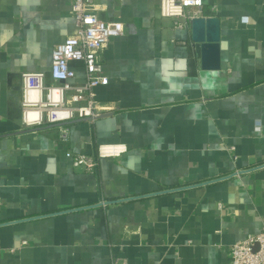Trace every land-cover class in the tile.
<instances>
[{
    "label": "crops",
    "instance_id": "crops-1",
    "mask_svg": "<svg viewBox=\"0 0 264 264\" xmlns=\"http://www.w3.org/2000/svg\"><path fill=\"white\" fill-rule=\"evenodd\" d=\"M98 3L126 28L105 51L102 116L26 127L21 75L52 84L76 21L69 0H0V264H230L264 226V0H204L221 19L219 70L160 0ZM101 144L127 151L73 167L68 151Z\"/></svg>",
    "mask_w": 264,
    "mask_h": 264
},
{
    "label": "built area",
    "instance_id": "built-area-1",
    "mask_svg": "<svg viewBox=\"0 0 264 264\" xmlns=\"http://www.w3.org/2000/svg\"><path fill=\"white\" fill-rule=\"evenodd\" d=\"M69 1L76 30L53 47L50 69L53 83L46 84L45 72L26 71L21 75L22 123L26 127L63 124L77 118L93 122L103 114L96 89L110 82L104 71V55L109 40L125 34V24L102 17L98 0ZM203 6L204 0H160L159 3L161 15L173 19L177 28L189 27L195 18L204 16ZM75 61L84 67V81L77 80L72 64ZM61 137L64 141L69 139L66 127L61 128ZM126 151L123 144H101L95 154L68 151L67 156L77 171L95 172L102 159L117 158ZM230 252V264H264V226L258 233L235 242ZM113 264L129 262L117 258Z\"/></svg>",
    "mask_w": 264,
    "mask_h": 264
},
{
    "label": "water",
    "instance_id": "water-1",
    "mask_svg": "<svg viewBox=\"0 0 264 264\" xmlns=\"http://www.w3.org/2000/svg\"><path fill=\"white\" fill-rule=\"evenodd\" d=\"M192 39L201 46L202 68L219 70L221 68V19L215 16H201L192 23Z\"/></svg>",
    "mask_w": 264,
    "mask_h": 264
}]
</instances>
